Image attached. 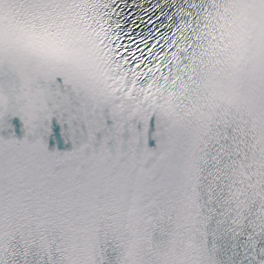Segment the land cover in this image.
<instances>
[{"label":"snow or ice","instance_id":"6c2138e0","mask_svg":"<svg viewBox=\"0 0 264 264\" xmlns=\"http://www.w3.org/2000/svg\"><path fill=\"white\" fill-rule=\"evenodd\" d=\"M0 264H264V0H0Z\"/></svg>","mask_w":264,"mask_h":264},{"label":"clouds","instance_id":"9594fccd","mask_svg":"<svg viewBox=\"0 0 264 264\" xmlns=\"http://www.w3.org/2000/svg\"><path fill=\"white\" fill-rule=\"evenodd\" d=\"M209 100L217 106L235 110L239 106L240 93L231 85L212 77L205 78Z\"/></svg>","mask_w":264,"mask_h":264}]
</instances>
